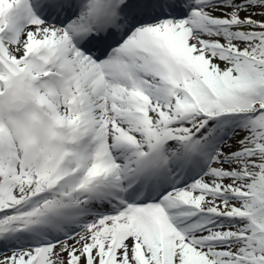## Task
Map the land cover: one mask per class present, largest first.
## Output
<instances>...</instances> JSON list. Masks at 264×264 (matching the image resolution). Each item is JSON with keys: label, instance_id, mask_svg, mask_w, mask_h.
<instances>
[{"label": "snow or ice", "instance_id": "obj_1", "mask_svg": "<svg viewBox=\"0 0 264 264\" xmlns=\"http://www.w3.org/2000/svg\"><path fill=\"white\" fill-rule=\"evenodd\" d=\"M0 264H264V0H0Z\"/></svg>", "mask_w": 264, "mask_h": 264}]
</instances>
